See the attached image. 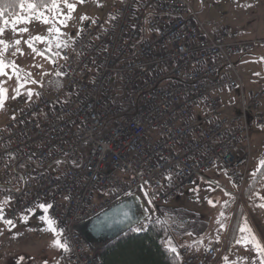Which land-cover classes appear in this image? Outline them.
<instances>
[{
  "label": "built area",
  "instance_id": "built-area-1",
  "mask_svg": "<svg viewBox=\"0 0 264 264\" xmlns=\"http://www.w3.org/2000/svg\"><path fill=\"white\" fill-rule=\"evenodd\" d=\"M263 48L187 0H118L61 51L59 85L38 84L0 131V206L15 226L0 222L14 230L41 210L68 244L65 264H100V247L80 228L131 197L165 239L158 206L199 182L240 201L249 129L264 131V86L235 115L224 114L221 96L242 93L235 62ZM211 171L232 189L205 177ZM223 252L219 242L176 247L179 264H219Z\"/></svg>",
  "mask_w": 264,
  "mask_h": 264
},
{
  "label": "rangeland",
  "instance_id": "rangeland-1",
  "mask_svg": "<svg viewBox=\"0 0 264 264\" xmlns=\"http://www.w3.org/2000/svg\"><path fill=\"white\" fill-rule=\"evenodd\" d=\"M117 1L77 2L75 10L71 13L72 18L64 23L60 21L68 15V9L63 3H59L55 20L46 8L39 10L49 17L48 24L35 19L31 12L21 9L19 16L25 17L24 22L15 24L14 28L13 19L3 24L0 40H4L9 47L6 51H2L0 58L5 63H14L17 66L20 79L17 80L11 67H6L5 74L0 75V88L7 89L8 97L4 108L0 109V131L16 113L27 103L33 101L38 84L45 83L54 87L59 84L63 63L61 51L72 45L87 23L95 19H103ZM187 1L200 13L201 17L215 24H224L239 29L236 26L238 21L245 24L249 22L253 37L264 39V0H223L220 3H215L213 0ZM82 16L87 19L81 20ZM53 25L59 28L58 35L50 32ZM21 28H26L27 31L21 32ZM35 36L44 39L30 40ZM15 40H20V44L15 45ZM25 41H30L43 55L33 52ZM254 58L259 62L257 65V71H259V64L263 65L262 60L258 57ZM252 75L257 76V72L253 70ZM251 84L260 88L264 85V81L251 80ZM18 87L19 95L14 91ZM28 91L33 93L31 98L27 95ZM248 141L251 148V159L240 201H236L230 194L215 186L199 182L195 188L187 190L170 203L158 206L160 221L167 224L170 228L169 233L176 238L179 246L197 243L202 247L208 242H219L224 245L219 264H259V256L251 244L236 243L237 239L246 234L239 231L245 223L264 246V207L259 206L264 204V174H258L262 168L260 161L264 160V131L251 126ZM204 175L225 188L232 189L221 172L211 171ZM209 201L212 203L210 204ZM152 214L148 215L138 226L146 224L145 221L153 220L155 217L153 212ZM171 214L172 216H168ZM42 216H45L44 212L36 210L26 220L20 221L14 230H9L0 222V264H18V261L19 264H58L63 250L50 246V242L55 237L50 231H44L47 224L41 220ZM183 230L188 231V234ZM183 235L185 237H182ZM167 237L169 238L168 235ZM21 257L23 260H20Z\"/></svg>",
  "mask_w": 264,
  "mask_h": 264
},
{
  "label": "trees",
  "instance_id": "trees-1",
  "mask_svg": "<svg viewBox=\"0 0 264 264\" xmlns=\"http://www.w3.org/2000/svg\"><path fill=\"white\" fill-rule=\"evenodd\" d=\"M29 2L34 0H0V9L4 10L3 17H0V28L5 20H12L21 13L20 3L26 5ZM60 3H63L62 0ZM69 3L75 4L77 0H69ZM80 151L83 156V143ZM258 174H264V167ZM142 229L128 231L113 242L100 247L98 251L100 264H179L176 252L169 251V246L165 242L166 230L161 223L152 222ZM66 257L67 253L64 251L63 258Z\"/></svg>",
  "mask_w": 264,
  "mask_h": 264
},
{
  "label": "snow or ice",
  "instance_id": "snow-or-ice-1",
  "mask_svg": "<svg viewBox=\"0 0 264 264\" xmlns=\"http://www.w3.org/2000/svg\"><path fill=\"white\" fill-rule=\"evenodd\" d=\"M63 4L65 7H67L68 9V15L65 16V19L60 21V23H64L66 20L71 19V13L75 10L76 5L73 3H69V0H62ZM78 3H84L85 0H77ZM59 3L60 0H34V2H29L25 5V3H20L19 7L25 11V12H31L32 14H34L35 19L37 20H41L42 23L44 24H48L49 23V17L44 15L43 11H39V9H47L49 12L52 13V19L55 20V16L57 14V11L59 9ZM246 7H248L249 5H245ZM4 15V10L0 9V17H3ZM10 15H12L10 13ZM31 18V17H28ZM87 17L82 16L81 20H86ZM25 21V17L23 16H19L18 14L16 15V18H14L12 20V25L13 28L15 26V24L17 23H21ZM5 24L8 23L7 20L4 21ZM21 32H26L27 29L26 28H21L20 29ZM50 32H55L57 35L59 34V28H56L55 25H53V27L50 29ZM0 33H3V28H0ZM43 37L40 36H35V37H31L30 40H35V41H41L43 40ZM15 45H19L20 44V40H15L14 41ZM25 43L28 45L29 48L32 49L33 52H35L37 55H43V53L38 52L37 49L33 46V44L30 41H25ZM0 46H2V49H0V57H2V51H6L9 47V45L7 43H5L4 40H0ZM17 51H19V48H17ZM13 55H15V53H13ZM6 67H11L13 69V74L16 75L17 80L20 79V75L19 72L17 70V66L14 63L8 64L5 63V61L0 58V75L5 74L4 73V69ZM11 78V77H9ZM33 83H35V81H33ZM22 87V85H20ZM16 92L17 95H19V87L17 89L14 90ZM28 97L31 98V96L33 95V93L31 91H28L27 93ZM15 98V97H12ZM8 99L7 97V89L4 88H0V109H3L5 106V100ZM59 163V162H57ZM260 165L261 167H264V160L260 161ZM3 204H7L8 201L5 200L2 202ZM209 203L211 204L212 201H209ZM260 207H264V204L259 205ZM41 208L44 209L45 213H47V210L49 207H51V205H40ZM21 220H26L27 217L22 216L20 218ZM41 220H43L46 224L47 227L44 229V231H50L53 236L55 237V239H53L50 242V246L57 248V249H62L65 252H67L68 249V244L67 242H61L60 236L61 233L58 232L56 230V228L54 227L55 225V221L52 220L51 218H49L48 216H42ZM0 221H2L6 226H12L14 227V222L11 219H5L4 215H3V208L2 206H0ZM221 227H223V225H221ZM133 231H142V228H134L132 229ZM239 231L241 233H246L245 235H243L240 239L236 240L237 244L243 243L245 245L251 244L252 248L254 249V251L258 254L259 256V264H264V246L261 245V243L259 242V240L257 239V237L255 236V234L252 232L251 228L245 223L244 225H242L239 229ZM169 251L175 253L176 249L175 247H169ZM20 260H23V257L20 258ZM225 260H227V257H225ZM19 264V261H18Z\"/></svg>",
  "mask_w": 264,
  "mask_h": 264
},
{
  "label": "water",
  "instance_id": "water-1",
  "mask_svg": "<svg viewBox=\"0 0 264 264\" xmlns=\"http://www.w3.org/2000/svg\"><path fill=\"white\" fill-rule=\"evenodd\" d=\"M147 216L140 200L131 197L90 219L80 232L89 243L103 247L137 227Z\"/></svg>",
  "mask_w": 264,
  "mask_h": 264
},
{
  "label": "crops",
  "instance_id": "crops-1",
  "mask_svg": "<svg viewBox=\"0 0 264 264\" xmlns=\"http://www.w3.org/2000/svg\"><path fill=\"white\" fill-rule=\"evenodd\" d=\"M236 26L239 28L238 30H239V32L241 34V38L243 40L252 41V40L258 39V38L253 37L249 22L245 24V23H242V21H240V22L238 21V24H236ZM254 57H258L262 60L263 65L261 66L259 64V67H258L259 71H257V65L259 62ZM235 65L239 69L240 74H241L242 79H243L242 93L240 91H237V92H235L229 96H227L225 94H223L221 96L222 110H223L224 114H230V115L239 114L240 113L239 106L241 105L242 101L243 100L248 101L250 98V94L259 89L258 86H253L251 84V80H254V81H260L261 80L262 82L264 81V48L263 49H257L255 51V53L249 57H245V58L237 60L235 62ZM253 70H254V72H257V76L252 75ZM262 86H264V85H262ZM262 106L264 107V100L262 102ZM246 142L247 141L244 140L243 144H246ZM168 216H172V214L168 215ZM179 227H181V226H179ZM184 232H187V234H188V231H184ZM182 237H185V235H183ZM165 242H166L167 246L175 247V249L177 246H179L178 242L176 241V238L171 234H170L169 238L165 239ZM210 243L211 242H208L207 244H205L202 247H200L199 246L200 244H197V243L187 244V246H191V247L197 248V249L198 248L204 249ZM228 245H229V243L227 244L226 250L228 249ZM63 254H64V250H63V253L60 257L58 264H65L66 263L67 259L63 258Z\"/></svg>",
  "mask_w": 264,
  "mask_h": 264
}]
</instances>
